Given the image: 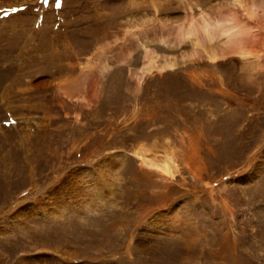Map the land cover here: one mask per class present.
Returning <instances> with one entry per match:
<instances>
[{
    "label": "rangeland",
    "instance_id": "374dc122",
    "mask_svg": "<svg viewBox=\"0 0 264 264\" xmlns=\"http://www.w3.org/2000/svg\"><path fill=\"white\" fill-rule=\"evenodd\" d=\"M263 27L264 0H0V264H264Z\"/></svg>",
    "mask_w": 264,
    "mask_h": 264
},
{
    "label": "bare ground",
    "instance_id": "6f19581e",
    "mask_svg": "<svg viewBox=\"0 0 264 264\" xmlns=\"http://www.w3.org/2000/svg\"><path fill=\"white\" fill-rule=\"evenodd\" d=\"M252 6V5H251ZM250 6V7H251ZM255 9H253V10H251V11H254ZM258 11V10H257ZM250 12V11H249ZM254 14H255V12H253ZM257 14H258V12H257ZM258 15H261V14H258ZM249 17H250V14H249ZM259 17V16H258ZM260 18V17H259ZM261 18H263V17H261ZM229 19V18H228ZM251 19V18H250ZM251 20H253V18L251 19ZM259 20V19H258ZM228 21V20H227ZM242 22V21H241ZM235 23V24H231V25H229V26H227L226 28H224L223 27V29H222V33H226L227 34V36H228V38L229 39H231L232 37H235L236 39H234V41L235 40H237L238 42H240V40L242 39V37L244 36V34L247 32V29H248V25L249 24H251V23ZM246 22V21H245ZM254 23V22H253ZM211 25V24H210ZM218 25H220V23L218 22ZM204 28H206L207 29V27H209V24H207V23H204ZM220 26H222V25H220ZM251 27H254V26H251ZM256 27V26H255ZM254 27V28H255ZM258 28H259V26H258ZM264 28V27H263ZM260 29V28H259ZM252 30V29H251ZM256 30V29H255ZM264 30V29H263ZM253 31V30H252ZM188 33H189V31H187ZM253 33H254V31H253ZM252 34V33H251ZM245 35H248V34H245ZM263 35V34H262ZM228 39V41H230ZM230 42H232V41H230ZM233 43H235V42H233ZM246 43V42H245ZM231 44V43H230ZM233 47H235L236 48V46H233ZM234 48V49H235ZM238 48L240 49L239 50V52L240 53H245L246 52V50H245V48L242 46V45H240L239 44V46H238ZM237 49V48H236ZM248 49V48H247ZM238 50V49H237ZM251 51H252V49H251ZM216 54H214L213 52L211 53H209V57L210 58H214V56H215ZM164 164V166H162V167H160V169L163 171V173H168V174H172V169H170V166L168 165V163H163Z\"/></svg>",
    "mask_w": 264,
    "mask_h": 264
}]
</instances>
